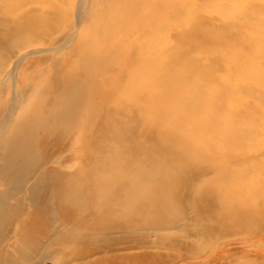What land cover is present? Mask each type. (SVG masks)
<instances>
[{"label":"bare ground","instance_id":"6f19581e","mask_svg":"<svg viewBox=\"0 0 264 264\" xmlns=\"http://www.w3.org/2000/svg\"><path fill=\"white\" fill-rule=\"evenodd\" d=\"M64 1L0 0V264H37L34 258L48 252L57 256L55 264H78L74 249L87 242L113 236L127 251L133 236L188 233L190 226L202 240L220 234L237 240L221 245L203 264L222 258L227 264L232 250L244 251L233 244H262L264 153L249 155L235 145L248 140L260 146L264 130L257 126L260 131L254 127L248 138L239 137L242 129H236L253 118L240 109L241 100L222 92L229 81L213 75L234 60L235 72L249 65L241 47L210 55L221 43L210 34L228 29L217 28L222 16L213 23L186 22L185 9L169 0H92L90 21L81 25L83 6L75 21ZM225 1L226 7L234 3ZM172 28L175 41L165 37ZM198 39L209 48L194 53ZM254 41L264 47V40ZM37 54L45 56L32 58ZM76 56L86 76L65 67ZM51 60L61 78L56 82L43 67ZM45 82L53 88L41 90ZM252 83L264 85V77ZM100 133L125 143H101ZM151 139L157 140L155 154L149 153ZM218 161L242 167L224 168ZM188 162L197 163L193 171ZM256 174L261 178L252 179ZM198 197L204 202L202 209L192 208L197 218L174 214ZM155 235L163 248L179 246L188 253L200 247L187 234L175 241ZM109 252H94L103 254L94 260L112 264L117 255Z\"/></svg>","mask_w":264,"mask_h":264},{"label":"rangeland","instance_id":"374dc122","mask_svg":"<svg viewBox=\"0 0 264 264\" xmlns=\"http://www.w3.org/2000/svg\"><path fill=\"white\" fill-rule=\"evenodd\" d=\"M43 1H53V0H25V2L33 3V4H34V2L42 3ZM91 1L92 0H84V1L83 0H66V2L64 1V4H66L68 2V4H71L70 5L71 8H69L68 7L69 5H67V4H66L67 6H65V5H63V6L67 7L69 10H72L71 11L72 14L70 16L71 17L70 19H75V21L77 20V17H75V15L77 16V13L79 12V8L83 6L84 9L80 8V10L83 9L82 12L85 15V18L83 19L82 23L83 22L87 23L88 20L90 21V12H88V11H90L89 7H90ZM169 1L173 4H177V5L179 4V7L185 9V10H182V12H183L182 17L185 21L187 19L197 18L204 23H206L208 21L210 23L211 22L213 23V22L217 21L216 19L218 17V14H219V17H221V16L223 17V18L218 17L219 20L220 19L221 20L217 21L219 23V24L217 23L218 24L217 28L218 29L228 28V29L225 32H224V30H219V31H215L214 33L210 34L212 37L218 38L221 40V43L218 46L210 48V55L214 56L216 51H217L218 55L224 54L226 56L227 53L236 52V49L239 50L240 49L239 47H241V49L239 51L243 52V56L245 59L243 61L244 62L248 61L247 63H249V65L247 67H243L241 71L235 72L233 70L238 69L239 62L237 60H234L232 62L233 65L227 63L226 65L224 64V67L213 70V75L218 78L219 82H225V81L230 82V83L228 82L230 88L228 86L227 88H225V90L221 87V84H215L214 87L217 86V88H214V87L213 88L214 89H221V90L223 89L222 92L224 94H227V95L229 94L228 91H230L231 95H228L227 98L230 99L232 97H236L237 100H241L244 103V105L240 109H242L246 112H249L250 120L253 118V122L251 121L252 123L250 122V124H248L249 126L243 125V128H242V126H240L241 128L236 129V132H238L242 129L240 131L241 134H238L240 138H248L249 134L254 133V131L252 130V128H254V127L257 130H259L258 127L262 126L263 127L262 130H264V85H255L252 83V81H255V80H258V79L264 77V47L262 45L258 46L259 44L258 45L254 44L256 42V41H254L255 38L259 39V40H264V0H234V3L228 4L227 7L225 5H223L224 2H226L225 4H227V1H225V0H219V1L218 0H169ZM235 4H236V7H234V9H233V5L235 6ZM73 5H74V7H73ZM222 5H223V7H222ZM217 6L219 8H217ZM224 6H225V8H228V9L224 10ZM221 8L223 9L222 12H221V10H222ZM219 9H221V10H219ZM224 11H225V13H224ZM246 12H247V14H246ZM228 13H229V15H228ZM233 13L236 15H234ZM87 14H89V15L87 16ZM225 15H226V18L224 17ZM232 15H234V16H232ZM239 15H241V16H239ZM244 15H245V17H244ZM238 16L240 18L244 17V19L243 18L240 19ZM232 19L235 21L232 22ZM187 21H189V20H187ZM82 23H81V25H85V23H83V24ZM171 25H172V27H175L173 24H171ZM178 28H180V27H178ZM173 29L174 28H172V30L170 32H168L165 36L166 38H169L168 40H170V38H171V41L176 40V38L173 36L174 35ZM175 31H176V29H175ZM247 32H249L248 38L245 40V37H247ZM245 41H247V45L249 43L248 46L251 48H249L246 44L243 45L244 43H246ZM206 45H207V43L204 40L198 39V46L195 49L194 53H198L201 49L209 48V47H207L208 45L207 46ZM55 46H56L55 44H54V46L52 45V47H55ZM244 46H245V49H244ZM252 47L255 49H253ZM225 51H227V53ZM217 53H216V55H217ZM43 56H45V54H37V55H34L32 58H35V59L38 58L39 59V58H42ZM51 57L54 59H60L61 55L59 56L58 54H55V55L51 54ZM235 61H237V62H235ZM53 62L54 61L51 60L50 62L47 63L49 65L46 64L43 67L52 71V73L50 75V80H52L51 82H53V81L56 82V81H59L61 78H60L58 71H56L53 68V66H54ZM67 66L69 67V69L71 68L70 70L72 72L76 73L77 76L82 77V76H86V74H88L87 71H85L81 67V65L79 64V57H77V56L74 58H71V60H69L68 65H66L65 67H67ZM231 66L234 69H232ZM227 76H229L228 78L229 79L231 78V80H229L227 78ZM240 82H242V83H240ZM239 83L241 84V86ZM244 84L247 85V87ZM218 86H220V87H218ZM7 88H8V85L5 86L3 88V90L6 91ZM52 88L53 87L48 82H47V84L45 82L41 86V90H44V91L51 90ZM257 88H258V90H256ZM246 89H248V92L246 91ZM254 89H255V92H253ZM238 91H239V93H238ZM250 91L252 94L250 93ZM256 98H258V99H256ZM246 104H248V105H246ZM222 106H223V104H222ZM255 112H257V113H255ZM219 116L225 117L226 111L220 112ZM254 120L256 121V123ZM254 123L256 125H254ZM251 124H253L254 126ZM130 125L136 126L135 121H132L130 123ZM133 137L138 142L145 141V140L138 138V136H136V135ZM201 138L206 142L213 139V137H204V136H202ZM99 140H100V142H101V140H102V142L105 141L104 143L110 142L115 147L116 146L118 147V145L120 146L121 144L125 143V138L113 137L109 133H100L99 134ZM151 141L154 143V145H152L149 153L155 154L157 146H158L157 140L151 139ZM235 146L238 147V149L242 150L243 152H246L249 155H255V154L261 155L264 153V142H262L260 146L255 147L251 142H248V140H247V141H241L240 143L236 144ZM211 156H213V155L211 154ZM216 163H220L221 166L224 168L236 167L237 169H235V170H238L242 167V164H239V165L234 164L231 161H229V162L218 161ZM229 163H231V164H229ZM185 165H186V168L188 171H193L194 167H196L197 163L188 162ZM157 166H159L158 163H156L155 165L151 164L149 166V168H153V167H157ZM260 178H261V175L256 174V175H254V177L252 179L258 180ZM261 187H262V185H261ZM262 198L264 200V194L262 195ZM203 202H204L203 199L200 197L191 198L189 204H191L192 206L186 205L183 208L176 207L174 209V214L175 215L183 214L184 216L186 215V217H188L189 219H195L198 217V215L194 213V209L192 210V208H196V210L202 209L203 208V204H202ZM194 204H195V207H194ZM260 209H261L262 213L264 214L263 203L261 204ZM192 222H193V220H192ZM262 225H263V223H262ZM262 225L260 223H256L254 226L260 228V227H262ZM147 233L150 234V237L147 235H143V236L140 235L139 237H137L138 235L133 236L132 241L129 244V250H127V251L122 249L124 246V241L117 242L113 236L104 237L103 238L104 240L100 239V240L87 242L84 245H81L77 248L74 247L75 249H74V252L72 255L73 256L72 259L73 258H76V259L81 258L80 260H78V262H76L78 264H103L102 262L100 263V261L96 262L94 260L97 257H102L103 254H101V255H93V254H95L94 252H96V251H105L106 250V251H110L108 256H110L111 254L117 255V256H115L114 259H112L113 260L112 264H196L199 262L203 264L204 262H207V259H212L215 256L216 250H218L221 245H223L224 243H227L228 241L229 242L237 241V240H233L235 237L230 236V234L212 235L211 238H208L206 240H202V239H200V235H198V233H200V232L197 229L196 230L193 229V227H191V226L188 228V233H186L182 230H172V231H168V232H147ZM155 234H159L161 236L165 235L167 237H171L174 241L177 239L180 240V239L186 238L187 237L186 234H187L189 236V240L194 242V244H197V245L199 244L200 247L198 250H194V251H191L188 253L186 252V250H184L183 248H181L179 246H177V247L172 246V247H164L163 248V247H160L159 242L156 240L157 238H156ZM212 234H214V233H212ZM242 241H243L242 239L238 240V242H242ZM262 244H256L254 247H251V246L246 247L243 244H239V245L233 244L232 245L233 247L244 248L243 249L244 251L238 253V251H241L242 249L237 248V249L232 250V252L234 253L235 256L227 264H264V244L263 245ZM124 253H129L131 256L130 259L126 260V259L122 258L121 254H124ZM56 259H57V256L52 255L50 252H48L47 254H44L42 256H38L37 258H34L33 261L36 262L37 264H55L54 261ZM106 260H107L106 262L110 263L109 259H106ZM223 262H224V258H222L221 261H218V264H224ZM70 264H74V263H70Z\"/></svg>","mask_w":264,"mask_h":264}]
</instances>
